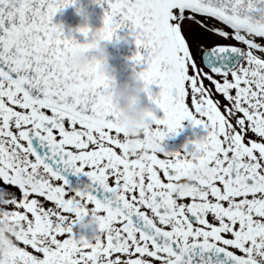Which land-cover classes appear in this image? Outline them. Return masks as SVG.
Instances as JSON below:
<instances>
[{
    "label": "snow or ice",
    "instance_id": "snow-or-ice-1",
    "mask_svg": "<svg viewBox=\"0 0 264 264\" xmlns=\"http://www.w3.org/2000/svg\"><path fill=\"white\" fill-rule=\"evenodd\" d=\"M73 2L0 0V215L21 224L0 264H264V0H96L104 39L133 37L159 139L206 130L184 153L128 150L108 77L64 62L53 16ZM193 159L208 174L175 190ZM68 170L90 183L69 190Z\"/></svg>",
    "mask_w": 264,
    "mask_h": 264
},
{
    "label": "clouds",
    "instance_id": "clouds-1",
    "mask_svg": "<svg viewBox=\"0 0 264 264\" xmlns=\"http://www.w3.org/2000/svg\"><path fill=\"white\" fill-rule=\"evenodd\" d=\"M73 3H76V0ZM76 12L80 20L75 26V31L83 36V40L77 41L71 35L72 30H69V35L75 39L76 43L65 54V64L73 72L79 73L91 67L95 74L108 77L102 92L111 103L114 119L122 128L123 138L130 152L147 151L151 146L161 144L157 135V126H153L148 116L152 110L140 100V93L144 92V81L139 74L140 69L137 70L133 66L123 81H118L110 75L109 51L103 43L109 40L104 39L103 23L99 26L90 25V10L83 4L76 3ZM81 29L83 31H80ZM136 141H141L143 147L138 149ZM207 174V165H202L198 160L193 159L191 167L175 182V190L197 187L198 178ZM81 208L82 211L72 217L73 225L78 229H91L93 225H97L96 214L85 205ZM20 228L21 224L18 221L0 215V259H7V254L16 244L15 233ZM91 264H105V258L102 254L96 253Z\"/></svg>",
    "mask_w": 264,
    "mask_h": 264
},
{
    "label": "water",
    "instance_id": "water-1",
    "mask_svg": "<svg viewBox=\"0 0 264 264\" xmlns=\"http://www.w3.org/2000/svg\"><path fill=\"white\" fill-rule=\"evenodd\" d=\"M76 3L85 5L90 10L89 24L92 26H99L103 22L104 11L107 8L106 4L97 3L96 0H76ZM76 3L69 4L64 8L58 10L53 16V22L59 23L65 34H69L71 29V35L77 40L82 41L83 36L75 31V26L80 20L76 12ZM117 35L120 39L114 36L109 41H104L109 51V74L114 76L118 81H123L127 78L128 73L135 66L137 70L140 69L141 65H136L130 59L133 53L136 51V45L134 43L133 37L128 34V29L121 28L117 29ZM153 93L158 92L159 86L156 84L150 85ZM141 103L149 106L152 112L161 117L163 115L162 110H160L155 104H153L145 94V92L140 93ZM77 180V178H75ZM77 186L83 188L81 183H76Z\"/></svg>",
    "mask_w": 264,
    "mask_h": 264
},
{
    "label": "flooded vegetation",
    "instance_id": "flooded-vegetation-1",
    "mask_svg": "<svg viewBox=\"0 0 264 264\" xmlns=\"http://www.w3.org/2000/svg\"><path fill=\"white\" fill-rule=\"evenodd\" d=\"M183 125L175 134H169L164 137L161 141L162 148L166 152H180L184 153L186 149L191 150L193 145L190 143L193 139H199L200 137L206 135V130L199 125H192L188 120L181 121ZM153 126H156L153 124ZM63 175L68 180V184L65 185L69 190L80 188L76 183H81L83 188L86 184L90 183L89 178L84 174V172L73 173L70 170L65 171ZM77 178V180H75ZM80 188V189H83ZM98 231L96 225H93L91 229H78L77 226L72 225V232L75 237L83 235L85 238L91 239L94 234Z\"/></svg>",
    "mask_w": 264,
    "mask_h": 264
},
{
    "label": "rangeland",
    "instance_id": "rangeland-1",
    "mask_svg": "<svg viewBox=\"0 0 264 264\" xmlns=\"http://www.w3.org/2000/svg\"><path fill=\"white\" fill-rule=\"evenodd\" d=\"M224 42H227V43H233L234 41H224Z\"/></svg>",
    "mask_w": 264,
    "mask_h": 264
}]
</instances>
